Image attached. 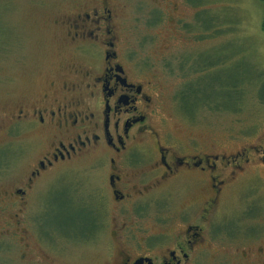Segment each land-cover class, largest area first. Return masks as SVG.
<instances>
[{
	"label": "flooded vegetation",
	"instance_id": "1",
	"mask_svg": "<svg viewBox=\"0 0 264 264\" xmlns=\"http://www.w3.org/2000/svg\"><path fill=\"white\" fill-rule=\"evenodd\" d=\"M83 1L70 0L52 22L61 49L78 60L74 68L65 77L58 70L42 91L0 95L3 233L17 235L14 226L24 222L16 262L13 239L0 234V264H205L207 255L264 264V234L250 245L256 229L242 228L264 221L257 186L264 143L228 154L209 151L215 145L204 137L175 135L181 132L167 127L155 77H143L136 57L123 49L117 5ZM197 85L184 84L179 96L190 89L200 94ZM177 101L188 115L191 109ZM23 137L34 138L27 152L38 151L25 171L16 170L14 148ZM248 188L254 197L237 205V193ZM52 190L74 222L63 237L39 234L34 254L25 243L29 222L36 227L44 220ZM237 241L236 250L219 249ZM67 243L76 253L66 252Z\"/></svg>",
	"mask_w": 264,
	"mask_h": 264
},
{
	"label": "rangeland",
	"instance_id": "2",
	"mask_svg": "<svg viewBox=\"0 0 264 264\" xmlns=\"http://www.w3.org/2000/svg\"><path fill=\"white\" fill-rule=\"evenodd\" d=\"M112 2L117 5L123 49L136 57V68L143 77H155L161 92L159 109L167 118V127L174 130L179 127L181 132L173 131L175 135L204 137L207 143L215 145L209 151L228 154L264 143V3L261 0ZM69 7L70 0H0V95L7 89L14 94L42 91L58 70L64 68L57 77H65L66 69L72 70L78 63L68 49H61L52 24ZM8 81L9 85L5 83ZM197 83L200 94L189 88L185 96H179L184 84ZM178 98L193 113L182 112ZM205 98L215 99L219 107L210 106L212 103L194 106L199 100L205 102ZM33 141L32 137L14 139L15 154L20 156L14 169L31 168L38 153L27 152ZM258 184L262 189L258 196H263L264 203V171ZM2 186L6 184L1 183ZM56 192L52 190L46 197L48 205L41 214L44 220L36 227L30 222L27 225L29 238L25 243L34 254H39L34 249L38 247L39 234L46 240H53V235L58 233L57 237H63L74 222V214L63 208ZM237 195L235 203L244 207L247 203L244 201L252 200L255 194L248 188ZM262 210L264 214V206ZM0 222L2 234L8 229L2 217ZM23 225L22 221L20 226H14L19 228L15 236L3 233V237L13 239L9 253L15 262L23 249ZM144 225L152 227L149 221ZM242 228L256 229L248 240L235 236L236 240H252V245L264 234V221L248 220ZM240 244V241L224 242L219 249L236 250ZM75 251L67 243L66 252ZM226 256L216 260L207 255L205 264L246 263L239 257L235 261ZM65 257L61 259L67 262Z\"/></svg>",
	"mask_w": 264,
	"mask_h": 264
},
{
	"label": "trees",
	"instance_id": "3",
	"mask_svg": "<svg viewBox=\"0 0 264 264\" xmlns=\"http://www.w3.org/2000/svg\"><path fill=\"white\" fill-rule=\"evenodd\" d=\"M263 3H264V0H261ZM262 28H263V30H264V19H263V24H262ZM193 93H195V94H198V92H197V90L196 91H194ZM241 98V97H240ZM240 98L238 99V100H240ZM198 100V99H197ZM214 100L215 99H213V98H205L204 99V101L205 102H200V100L198 101V102H196L195 104H194V106H198V105H201V104H209V103H212V104H209L210 106H213V107H219L218 106V102L216 101V102H214ZM189 113H193V109H191V110H189Z\"/></svg>",
	"mask_w": 264,
	"mask_h": 264
}]
</instances>
